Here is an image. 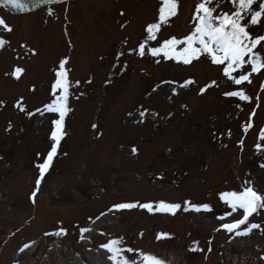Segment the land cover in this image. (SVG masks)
Instances as JSON below:
<instances>
[{"label": "rangeland", "instance_id": "1", "mask_svg": "<svg viewBox=\"0 0 264 264\" xmlns=\"http://www.w3.org/2000/svg\"><path fill=\"white\" fill-rule=\"evenodd\" d=\"M199 2L179 0L178 15L148 46L189 34ZM260 3L264 0H257L253 11ZM160 7L161 0H66L11 13L0 5V18L13 29L8 33L0 27V37L11 42L0 50V264H110L100 246L117 237L125 247L152 253L167 264H264V231L235 237L217 230V217L231 211L220 193L240 190L245 180L264 193V168L259 167L264 163V140L259 139L264 70L252 75L251 84L235 86L223 76V66L213 65L207 56L185 66L162 57L156 63L147 49L143 58L131 52L146 39V26L158 20ZM219 11L231 14L235 8L220 0ZM250 18L246 14L244 22ZM259 19L253 39L264 36V16ZM252 26H247L249 34ZM258 51L264 53V48ZM65 59L72 110L33 204L35 165L51 150V121L56 118L36 110L53 99L51 85ZM17 66L25 69L19 80L11 75ZM250 70L246 65L244 71ZM188 78L196 84L179 88ZM211 81L219 86L200 94ZM239 88L251 102L224 95ZM21 98L26 111L15 106ZM253 109L256 115L249 121ZM160 200L208 203L214 211L181 210L175 216L143 209L111 211L121 202ZM250 221L264 227V214ZM60 227L68 234L45 235ZM84 227L92 231L81 239ZM161 232L171 238L158 240ZM193 241L204 251H189ZM25 244L30 247L20 252Z\"/></svg>", "mask_w": 264, "mask_h": 264}, {"label": "snow or ice", "instance_id": "2", "mask_svg": "<svg viewBox=\"0 0 264 264\" xmlns=\"http://www.w3.org/2000/svg\"><path fill=\"white\" fill-rule=\"evenodd\" d=\"M59 2V0H55ZM229 2L235 8V11L229 14L225 11H219L220 0H200L196 5L193 14V30L182 38L172 36L159 42L158 46L149 47L150 41H158L159 33L162 26L168 25L172 17L178 15L179 0H161V7L159 8L158 20L153 23H149L146 26V39L140 43L138 49H132L131 52H136L141 58L147 54L156 59V63H160L159 58H163L166 61H174L177 64L185 66L192 65L193 61H198L202 56H207L213 65L223 66L222 74L235 86H241L245 82L252 83L251 77L253 74H259L264 70V53L258 51L260 48H264V36L257 39H253L249 32L246 30L248 24L255 25L260 22L262 16H264V3L259 4V10L253 11V5L257 3V0H229ZM0 3L4 5H10L17 10H25L27 4L25 0H0ZM251 13V18L246 23V14ZM52 12L49 10V15ZM123 15V13H121ZM0 27H3L8 33L13 31L3 18H0ZM11 42L0 37V50H3L6 45ZM182 46V47H181ZM26 48L27 45H21ZM131 52L129 54H131ZM32 54L35 55L34 50ZM124 55L123 52L119 54ZM247 57V59H245ZM19 58V57H17ZM119 58V57H118ZM68 63L67 59L60 61L58 70L55 73L54 83L51 85V96L53 99L49 103L43 106V109H37L36 112L40 115L45 113L55 114L56 118L52 119L53 125L50 139L53 141L51 150L48 152L46 158L42 163H37L35 166L38 169V177L35 181V189L31 193L30 199L34 204L42 182L46 177V173L50 170L54 158L58 155V146L64 135L65 118L72 110L69 107V97L71 96L70 87L72 82L69 79V72L66 68ZM246 65L251 66V70L244 71ZM25 71L22 67H15L12 72V76L19 80L22 73ZM239 73V75H234ZM90 82V81H88ZM79 86V81L75 82ZM164 83L175 84V81H165ZM196 81L193 78H188L183 83L178 84L181 89H186L189 86L195 85ZM213 86H219L216 81H211L209 84L199 89L200 94L207 91L208 88ZM34 90V89H33ZM261 90L264 91V83L261 84ZM173 94L178 95L176 89H173ZM227 97L238 98L239 101L251 102L252 97L244 91L243 88L238 90H231L224 93ZM21 101H18L15 105L20 111H26V108L21 106ZM259 99V97H257ZM3 102L0 101V105ZM237 107H240L237 104ZM257 107L259 105L257 104ZM29 116L35 115V113L29 112ZM145 112H141L140 116L143 117ZM256 115V110L253 109L249 116V121ZM251 123L245 126L244 131L247 132L251 127ZM95 128L96 125H93ZM11 130V123H9L8 129ZM259 139L264 140V129H261L259 133ZM241 147L243 146V140L240 141ZM256 149L261 150V144H257ZM133 154L137 152L135 148L132 149ZM39 155V154H38ZM66 155V153H65ZM259 167L264 168V163ZM219 199L231 209V211L225 212L223 215L217 217L221 221L220 228L217 230H224L229 234H234L235 237H245L252 234L253 230L264 231L261 223L251 222L250 218L254 215L260 216L264 214V193H261L255 189L251 181L245 180L240 190L225 191L219 194ZM133 209H143L150 214L161 213L175 216L181 210L183 211H195L199 212H213V207L208 204H193L191 201H185L181 203H173L165 200L158 202H121L112 205L111 211H131ZM239 213L238 217L233 218L231 222H225L228 217H233V214ZM106 215L101 213V216ZM97 220L100 217H96ZM92 231L89 227L80 229L81 239H84V234ZM67 229L60 227L54 233H45V235H55L62 237L67 235ZM104 234V233H101ZM160 239L171 238L168 233H158L157 237ZM125 241L122 237L108 239L106 243L100 247L108 253V261L110 264H167L161 258L156 257L152 253H145L142 250L133 249L131 247L124 246ZM195 246L189 248L191 252L204 251L199 247L198 241H193ZM29 244H25L19 249L20 252H24L29 248ZM210 250V249H209ZM129 254H132L131 256ZM264 260V257L260 258Z\"/></svg>", "mask_w": 264, "mask_h": 264}, {"label": "water", "instance_id": "3", "mask_svg": "<svg viewBox=\"0 0 264 264\" xmlns=\"http://www.w3.org/2000/svg\"><path fill=\"white\" fill-rule=\"evenodd\" d=\"M60 1H63V0H59V2ZM52 2H55V0H25V3L27 4V8L23 11L14 9L10 5H4L2 3L0 4H2L6 9L10 10L13 13H22V12H28V11L35 10L42 5L52 3Z\"/></svg>", "mask_w": 264, "mask_h": 264}]
</instances>
